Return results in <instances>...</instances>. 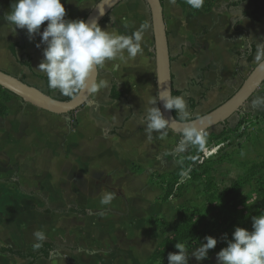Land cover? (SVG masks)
<instances>
[{"label":"crops","instance_id":"1","mask_svg":"<svg viewBox=\"0 0 264 264\" xmlns=\"http://www.w3.org/2000/svg\"><path fill=\"white\" fill-rule=\"evenodd\" d=\"M78 1L61 0L65 19L87 17L89 13L81 17L76 11ZM179 1L163 3L173 96H183L195 118L218 107L213 104L225 100L264 59V0H213L209 11L196 13ZM257 1L259 22L247 16L256 10ZM11 3L0 0V69L15 77L22 75L23 81L44 92L45 82L36 76L47 77L38 71L45 46L36 47L39 35L30 41L26 30L8 29L4 15ZM135 18L140 26L147 23L152 33L145 0H125L100 27L131 35L137 30L132 25ZM46 25H41V32ZM5 35L9 38H1ZM143 35L149 43L147 29ZM16 44L20 45L17 59L30 63L31 71L13 58L9 47ZM141 46L142 54L126 61H107L98 68L97 83L104 80L107 86L98 88L87 106L73 116L52 115L17 97L6 103L8 114L0 116V250L36 253L39 249L31 248L37 242L33 233L40 230L46 234L44 242L57 249L49 260L42 258L36 264H147L181 221L169 227L166 217L171 204L181 197L165 199L164 187L156 180L157 175L185 170L180 161H172V144L179 140L168 128L162 130L166 132L163 138L154 132L147 139L145 108L151 96L158 95L155 56L151 60L154 47L148 49L142 42ZM114 85L124 99H112ZM257 97H264V85L244 109L254 121L259 118L258 128L250 131L255 145L244 143V152L229 159V171L236 172L238 167L245 173L264 162V105L253 103ZM191 103L196 105L194 111ZM219 165L212 168L218 186L214 173ZM261 172L253 180H260ZM105 192L114 193L109 205L100 203ZM78 197L85 200L80 204ZM73 208L87 215L70 212ZM151 219L168 225L150 223ZM61 247L78 250L60 253ZM0 264L30 261L0 253Z\"/></svg>","mask_w":264,"mask_h":264},{"label":"clouds","instance_id":"2","mask_svg":"<svg viewBox=\"0 0 264 264\" xmlns=\"http://www.w3.org/2000/svg\"><path fill=\"white\" fill-rule=\"evenodd\" d=\"M187 3L198 9L203 6L204 0H187ZM100 15L103 13L100 12ZM65 17L66 10L61 0H12L10 10L4 15L8 29L26 30L30 41L37 35L41 37L36 47H45L38 71L46 74L49 87L59 89L63 95L72 96L81 91L95 93L98 88L107 86V81L97 83L92 79L98 68L107 61H126L142 54L141 42L148 28L147 23L141 24L131 35H124L102 29L96 22ZM45 22L47 25L41 32V25ZM259 67L264 71V64ZM158 100L163 102L165 110H175L184 122L181 139L173 154L185 151L192 144L202 147L203 134L195 126L184 97L173 96L168 91L158 97L151 96L147 102L144 116L147 139L151 140L154 132L161 133L160 138H163L166 132L162 130L169 125L161 109L155 106ZM253 103L264 105V97H257ZM113 199L114 193L105 192L100 203L109 205ZM251 220V231L236 227L231 239H227L225 234L227 246L216 254L217 264H264V212L252 216ZM33 236L37 241L33 244L34 249H40L46 239L45 232L38 230ZM204 241L199 242L191 254L184 243H176L178 252L168 254V264H188L190 256L198 262L208 259L209 250L216 247L217 239L205 236Z\"/></svg>","mask_w":264,"mask_h":264},{"label":"rangeland","instance_id":"3","mask_svg":"<svg viewBox=\"0 0 264 264\" xmlns=\"http://www.w3.org/2000/svg\"><path fill=\"white\" fill-rule=\"evenodd\" d=\"M98 1H100V0H79L77 2L78 6L76 8V11L79 13V15H81V17H83L84 15L88 14L92 10L91 7H94ZM108 18H109V16H108ZM102 23H104V22H102ZM132 25L136 29H138L140 27V24H139L137 18L134 19V22ZM147 31H148L149 38L150 37L152 38V36H151L152 33H151V29L149 26L147 28ZM4 37L9 38V36H7V35L1 36V38H4ZM151 38L149 40V43H147V39L145 36L142 39L143 45H145V47L148 49L149 48L152 49L154 47V42L152 41ZM154 56H155V53H151V60H154ZM12 62H14V61H12ZM133 63H135V62H133ZM254 67L251 68V70L249 71V74L254 69ZM4 70L7 71V69H3V71ZM16 76H18L22 80V75L17 74ZM244 79L242 80L241 84L236 87V89L231 90V92H229L225 96V100L230 98L239 89V87L242 85ZM42 81H44V80H42ZM34 86L36 87V85H34ZM42 88L44 89V92L46 94H48V95H50L56 99L62 100V99L67 98V96L63 95L61 92L57 93L56 91H53L51 87H48L46 85V83H45V85L42 86ZM225 100L215 102L213 104L214 107L221 105L223 102H225ZM86 106L87 105L83 106L81 109H84ZM246 106H245V108H246ZM244 109L242 111H244ZM249 117L250 116H245V115L243 116L239 113V114L233 116L228 121L227 125H225V126L220 125V126H217L213 129H210L209 131L205 132L203 134L204 144L202 147L200 145L192 144V145H189L185 151H183L181 153L173 154V150L175 149L176 145L172 144V151H171L172 161L175 158L176 160L181 162V161L185 160V157L187 156L189 161L191 162V160L194 159V156L197 157V154H200L199 157L201 159H199V162H198L199 164H202L205 161H209V162L212 161L214 163H218L220 161L225 162L223 164H220L217 167V171H215V173H214L217 176V179L220 183L219 184L220 185L219 190L225 189L226 187L232 185L236 181V179L239 180L242 176L241 174L244 173V170L240 169L238 167H235V168H237L236 172L234 170L229 171L228 169H232L229 166L231 164L230 160H232V158L236 157L237 155L239 156L240 153L244 152V151H242V147H243L244 143L251 142L252 144L255 145V143H253L254 133L250 132V131L256 127L255 125L260 124L259 120H257V121L255 120L256 123L252 124L250 126V128L245 131L243 138H239L236 136L237 128H239V126L244 121H249L252 119L251 117L249 119ZM257 128L258 127H256V129ZM226 132L227 133L230 132L228 134L232 135V136H230L231 143L229 145H228V142H224V138L227 134ZM172 135H175L176 137H178V140L181 139L180 135H178V134H175L172 132ZM240 143L242 144L241 146L238 145ZM217 144H219V145L223 144L224 145L222 147L221 151L213 157L205 158L203 156V151L205 149H207L209 146H211V145L215 146ZM193 161H192V166H193ZM0 162H1V159H0ZM173 166H175L174 162H172V167ZM247 169H249V168H247ZM185 170L180 172V174H176V175L171 174V175L180 177V179L178 181H173V179H171L170 181H169V179L167 180L168 183L173 187V190H174L173 194L181 196L180 201H178L177 203L175 201V202H172V204H171V213L169 216L166 217L168 219V221L170 222L169 227H171L175 222L179 221L184 215L189 214L193 210L202 207L205 204V201L208 197L207 192H206V188H205V184L203 183V181H200V182H196L194 180L190 181L188 179L189 178L188 177V171H190V169H188L187 171H185ZM238 174H240V176ZM236 175H238L239 177ZM261 176L262 177L260 178V180L259 179L255 180L256 178L254 180H250L249 184L245 185L243 188L241 187L239 192L235 196H233V195L231 197L227 196L225 199H223L222 202L218 203L219 204L218 210L214 214L210 215L204 221V224L202 226V228L205 230V236H211L213 238H216L217 239V245L214 249L209 250L208 259L198 262L195 260L194 257L190 256L188 264H217L216 254L221 249H223L227 246V243L225 240V234H227V239H231L232 233L236 227H242V228H245L249 231L252 230L251 217L256 216V215H260L261 212H264V173H262ZM156 180H158L157 177H156ZM181 180H184L182 184L180 183ZM78 200H79V203L81 204L85 200V197L84 198L78 197ZM43 201L46 202V198H43ZM43 207H45V206H43ZM200 242H206V241H204V239H203ZM185 245H186V248L188 250V253L191 254V252L196 247L199 246V242L195 241V242H193V244H190L189 242H187V243H185ZM31 248H33V246H31ZM61 248L63 249V251H60V253H64V252L70 253V251H76L77 252V250H78V248H71V247L70 248L69 247H61ZM176 252H178V250L175 251L174 253H176Z\"/></svg>","mask_w":264,"mask_h":264},{"label":"water","instance_id":"4","mask_svg":"<svg viewBox=\"0 0 264 264\" xmlns=\"http://www.w3.org/2000/svg\"><path fill=\"white\" fill-rule=\"evenodd\" d=\"M125 0H100L87 15L86 22H96L99 25L110 13ZM151 15V26L154 38V53L156 67L157 95L168 91L173 95V81L169 41L164 18V7L161 0H145ZM100 12L103 15H100ZM264 64V59L244 79L239 89L225 102L209 113L193 119L195 126L202 134L217 126L225 124L233 116L239 114L253 96L264 85V71L259 65ZM99 78V69L92 76L96 82ZM0 88L22 100L25 104L56 116H68L90 102L93 93L78 92L77 96L69 101L56 99L39 88L26 83L0 69ZM159 108L164 117L169 121L168 129L178 135L182 134L184 122L178 121L173 110H165L163 102L158 100Z\"/></svg>","mask_w":264,"mask_h":264},{"label":"trees","instance_id":"5","mask_svg":"<svg viewBox=\"0 0 264 264\" xmlns=\"http://www.w3.org/2000/svg\"><path fill=\"white\" fill-rule=\"evenodd\" d=\"M162 4L164 3V0H161ZM180 5L182 6H186L187 0H181L179 1ZM214 2L213 0H204L203 6L200 8H193L191 7L189 4L190 9L193 12H199V11H209L212 6H213ZM259 2L257 1V8L256 10L251 13L248 14L247 16L254 19L255 21L259 22V18L257 16L258 12H259ZM86 19V18H85ZM84 19V20H85ZM109 20L108 17H106L104 19L103 22H107ZM20 48V45L16 44V45H11L9 47V50L13 56V58H15L17 60V63L20 66H24L26 68H28L30 71L31 69V65L30 63H24L22 62V60H18L17 59V49ZM249 61H252V57L250 56L248 58ZM41 80H44L46 85L49 87L48 84V79L47 77H40V76H36ZM78 93L73 94L72 96H67L66 99H62L63 101H69L72 100L73 98H75L77 96ZM15 96H13L12 94H10L9 92L5 91L4 89L0 88V116L1 117H5L8 114V108L6 107V103L10 102L11 98H13ZM111 97L113 100L119 101L121 99L125 98V95L123 92H121L119 90V88L117 87V85H114L112 87V92H111ZM252 100V99H251ZM250 100V101H251ZM191 108L192 111L195 110L196 105L194 103H191ZM174 112V116L175 118L182 122L179 115L175 112V110H173ZM74 113L70 114V116H73ZM245 116H248L247 114H245ZM194 119V118H192ZM255 120H259V118H255ZM256 121L254 122L253 119L249 120V121H244L239 128H237L236 130V136L239 138H243L245 131L249 128H245L244 130H242V128L247 124V123H251L255 124ZM228 121L223 124V126L227 125ZM225 128V127H224ZM227 133V132H226ZM230 133V132H228ZM226 134L225 138H224V142H228V145L231 143L230 141V136L229 134ZM181 137V135H180ZM239 146H241L242 144H238ZM239 148V147H238ZM200 154H197V157L194 156V159L191 160V162L189 161L188 157H185V160L181 161V163L184 165L185 167V171H187L188 169H190V171H188V179L191 181H196V182H200L203 181V183L205 184V188H206V192H207V199L205 201V204L200 207L197 208L195 210H193L191 213L186 214L182 217L181 221L179 223H177L174 227H173V232L172 234L165 239V241L162 243V245L156 250V252L151 256V258L149 259L147 264H168V254L170 252H174L176 250L175 248V244L176 243H187L189 242L190 244H193V242L195 241H202L205 237V230L202 228L204 221L212 214H214L217 210H218V206L220 202L223 201V199H225L227 196L231 197L232 195L235 196L240 188L244 187L245 185H248L250 180H253V178L260 173L262 170H264V162L261 163L260 165H254L251 168H249L248 170H246L245 174L243 177H241L239 180H237L231 187H226L223 190H219V186L215 181V178L212 175V168L218 164H223L225 162H218V163H214V162H209V161H205L202 164H199V159H201ZM194 160V161H193ZM192 161H193V166H192ZM227 162V161H226ZM194 177V178H193ZM157 178L160 180V183L162 184V186L164 187L165 190V199H170L171 197L174 198H180V195H174L173 194V187L168 183V179L169 181L171 179H173V181H178L180 179V177L174 176V175H166V176H158ZM177 183V182H176ZM70 212L74 213V214H78L81 216H86L87 212L86 211H82V210H78V209H71ZM150 223L152 222H160L163 225H168L165 221H160L158 219H151L149 221ZM57 249V247L52 244V243H46L43 242L42 247L39 249L38 252L36 253H24L21 251H15L11 248H2L0 250L1 254H8L11 257H15L18 259H22V260H29L30 264H36V262L39 259H46L49 260L51 258V254Z\"/></svg>","mask_w":264,"mask_h":264},{"label":"built area","instance_id":"6","mask_svg":"<svg viewBox=\"0 0 264 264\" xmlns=\"http://www.w3.org/2000/svg\"><path fill=\"white\" fill-rule=\"evenodd\" d=\"M240 114L241 115H244L245 113H244V111H241L240 112ZM255 122V121H254ZM251 126V123H247L243 128H242V130H244L245 128H249ZM204 134V133H203ZM224 145L223 144H217V145H211V146H209L207 149H205L204 151H203V156L205 157V158H209V157H213V156H215V155H217L220 151H221V149H222V147H223ZM183 181L184 180H181L180 181V183L182 184L183 183Z\"/></svg>","mask_w":264,"mask_h":264}]
</instances>
